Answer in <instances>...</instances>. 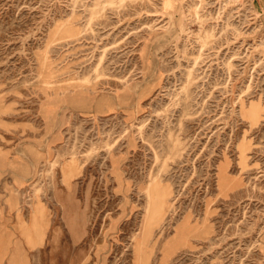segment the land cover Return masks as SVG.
<instances>
[{
  "label": "rangeland",
  "instance_id": "1",
  "mask_svg": "<svg viewBox=\"0 0 264 264\" xmlns=\"http://www.w3.org/2000/svg\"><path fill=\"white\" fill-rule=\"evenodd\" d=\"M0 264H264V0H0Z\"/></svg>",
  "mask_w": 264,
  "mask_h": 264
},
{
  "label": "bare ground",
  "instance_id": "2",
  "mask_svg": "<svg viewBox=\"0 0 264 264\" xmlns=\"http://www.w3.org/2000/svg\"><path fill=\"white\" fill-rule=\"evenodd\" d=\"M202 1V0H201ZM148 195H149V193H148Z\"/></svg>",
  "mask_w": 264,
  "mask_h": 264
}]
</instances>
